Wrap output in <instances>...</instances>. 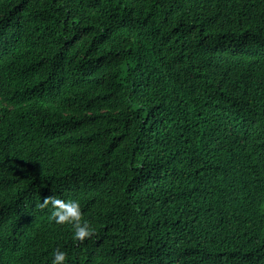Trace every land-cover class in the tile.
<instances>
[{"label":"trees","instance_id":"1","mask_svg":"<svg viewBox=\"0 0 264 264\" xmlns=\"http://www.w3.org/2000/svg\"><path fill=\"white\" fill-rule=\"evenodd\" d=\"M57 250L264 264V0H34V264ZM0 264H33V0H0Z\"/></svg>","mask_w":264,"mask_h":264},{"label":"clouds","instance_id":"2","mask_svg":"<svg viewBox=\"0 0 264 264\" xmlns=\"http://www.w3.org/2000/svg\"><path fill=\"white\" fill-rule=\"evenodd\" d=\"M51 203L53 206V217L57 223L72 222L75 224L74 237L83 240L94 230L87 222H82V213L79 201H65L55 196L45 197V203L41 207ZM67 253L57 250L54 254L52 264H64Z\"/></svg>","mask_w":264,"mask_h":264}]
</instances>
